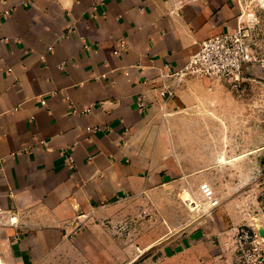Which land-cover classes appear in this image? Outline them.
Masks as SVG:
<instances>
[{"label": "crops", "instance_id": "1", "mask_svg": "<svg viewBox=\"0 0 264 264\" xmlns=\"http://www.w3.org/2000/svg\"><path fill=\"white\" fill-rule=\"evenodd\" d=\"M244 20L240 0H0V264H124L118 204L174 203L172 187L197 192L200 225L148 231L137 256L227 264L234 219L203 191L225 91L179 74Z\"/></svg>", "mask_w": 264, "mask_h": 264}, {"label": "rangeland", "instance_id": "2", "mask_svg": "<svg viewBox=\"0 0 264 264\" xmlns=\"http://www.w3.org/2000/svg\"><path fill=\"white\" fill-rule=\"evenodd\" d=\"M240 3L245 15L243 24L250 29L255 54L263 63H251L237 86L224 78L209 77L208 83L219 84L225 91V95L219 91V105H214L212 112L219 116L220 134L227 133L226 138L220 137L223 161L212 175L216 186L212 207L226 209L225 216L234 219L225 238L226 263L264 264V1ZM170 193L174 203L163 206L135 200L118 204L117 214L122 218L108 225L116 233L117 244L118 236L122 237L124 255H128L124 264H146L145 254H137L139 237L145 238L148 231H160L168 222L200 225L204 208L197 192L188 189L182 196L186 203L181 199L179 202L177 188L172 187ZM225 220L220 217V224Z\"/></svg>", "mask_w": 264, "mask_h": 264}, {"label": "built area", "instance_id": "3", "mask_svg": "<svg viewBox=\"0 0 264 264\" xmlns=\"http://www.w3.org/2000/svg\"><path fill=\"white\" fill-rule=\"evenodd\" d=\"M122 47H125L124 42ZM118 51L119 49L115 50ZM254 62L263 63V59L256 56L251 31L242 24L233 31L220 33L203 41L200 49L178 74L224 78L237 86L244 77L246 68ZM174 93L169 86L162 91L163 95L168 96ZM88 110L89 108L86 109ZM203 191L205 196L211 198L212 190L207 184H203Z\"/></svg>", "mask_w": 264, "mask_h": 264}, {"label": "bare ground", "instance_id": "4", "mask_svg": "<svg viewBox=\"0 0 264 264\" xmlns=\"http://www.w3.org/2000/svg\"><path fill=\"white\" fill-rule=\"evenodd\" d=\"M264 1V0H263Z\"/></svg>", "mask_w": 264, "mask_h": 264}]
</instances>
